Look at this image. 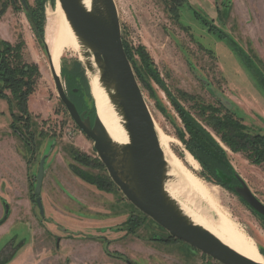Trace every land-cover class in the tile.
Wrapping results in <instances>:
<instances>
[{"label": "rangeland", "instance_id": "374dc122", "mask_svg": "<svg viewBox=\"0 0 264 264\" xmlns=\"http://www.w3.org/2000/svg\"><path fill=\"white\" fill-rule=\"evenodd\" d=\"M114 1L122 40L131 53L134 70L140 74V77L135 74L137 82L157 129L170 138L169 148L180 159L190 153L179 138L184 133L188 139V133L170 100L173 97L209 131L230 166L264 203V168L252 164L243 152L230 150L199 111V105L218 107L221 103L237 115L242 114L250 128L261 126L259 114L264 112V89L233 42L248 52L250 59L264 71V19H261L264 0H189L195 10L227 35L224 39L208 32L184 4L175 11L172 1L167 0ZM27 2L36 5V0ZM56 3L57 0L54 6L48 1L44 3V38L47 12ZM253 24H259V28L249 36L246 33ZM0 38L11 47L18 46L21 65L37 71L33 91L26 102L28 117L16 119L19 128L22 122L33 124L30 148L10 129L11 113L16 109L14 99L11 98L10 104L7 97H0V189L5 190L8 178L16 176L19 187L26 189L22 198L31 205L32 213L28 217L38 222L31 227L14 224L0 239V264H126L106 251L122 254L132 264H220L181 240L163 243L167 232L137 210L113 184L106 169L97 165L93 141L75 125L60 101L44 46L18 1L0 0ZM138 51L148 57L158 80L146 73ZM6 53L14 66L15 51ZM60 67L73 76L80 75L82 70L85 75L77 53L64 51ZM59 75L69 93L71 87L73 90L81 85L78 76L70 85ZM87 81L86 78V85ZM6 93L10 96L9 91ZM73 149L78 157L87 155L93 162L90 165L77 162ZM41 159H44V176L39 197L43 214L35 196ZM184 162L206 184L217 186L219 207L264 250V221L235 193L213 181L198 161L197 171ZM85 175L94 176L104 186L90 183ZM2 197L10 198L0 195V220ZM57 237L62 241L59 247H56ZM30 243L38 252L48 249L53 255H15L20 250L28 251Z\"/></svg>", "mask_w": 264, "mask_h": 264}, {"label": "water", "instance_id": "95a60500", "mask_svg": "<svg viewBox=\"0 0 264 264\" xmlns=\"http://www.w3.org/2000/svg\"><path fill=\"white\" fill-rule=\"evenodd\" d=\"M57 1L82 49L83 61H80L85 75L88 71L97 76L99 86L127 135L125 143H117L110 138L96 115L93 100H88L85 109H77L67 96L60 75L53 69L44 35H41L60 101L75 125L93 141L97 157L113 184L137 210L163 228L171 238L185 242L220 264H263L238 253L195 223L167 192L169 165L159 143L154 119L124 50L115 1L91 0L88 9L82 0ZM59 72L61 74V67ZM76 90L73 89L74 92ZM43 160L39 163L35 182L36 203L41 214L43 207L39 193L44 176ZM235 178L239 186L233 188L234 192L264 218V204L239 174L236 173ZM201 204L208 208L206 203ZM5 208L6 217L8 207ZM257 249L264 258V250Z\"/></svg>", "mask_w": 264, "mask_h": 264}, {"label": "bare ground", "instance_id": "6f19581e", "mask_svg": "<svg viewBox=\"0 0 264 264\" xmlns=\"http://www.w3.org/2000/svg\"><path fill=\"white\" fill-rule=\"evenodd\" d=\"M82 2L87 9L90 7L91 0H82ZM47 14L49 18L44 39L52 59L53 69L59 75L60 59L64 51L77 53L79 60L83 61L82 49L65 20L58 1L54 9ZM49 67L51 71L50 63ZM86 78L96 115L107 134L117 143L127 142V135L120 123V118L110 105L105 92L99 86L97 76L86 71ZM156 130L161 149L169 165L170 179L165 185L167 192L195 223L209 230L223 243L243 256L264 264V260L257 249L256 241L234 222L229 214L221 209L222 207H219L216 200L219 195L217 186L206 184L184 162L186 161L190 167L196 170L199 166L195 158L190 153L185 155L184 159L177 157L169 148L168 141L170 138L157 128ZM201 203H206L209 209Z\"/></svg>", "mask_w": 264, "mask_h": 264}, {"label": "trees", "instance_id": "16d2710c", "mask_svg": "<svg viewBox=\"0 0 264 264\" xmlns=\"http://www.w3.org/2000/svg\"><path fill=\"white\" fill-rule=\"evenodd\" d=\"M167 1H172L175 11H177V9L180 8L181 5L185 4L186 2V0ZM49 2L52 6H54V0H49ZM42 4L43 3L40 2V7L37 10L38 16H30V22L41 43L42 39L40 36L43 35L44 27V13ZM3 43H5V51H15L14 57L17 60L14 66H11L10 62L7 61L6 67L0 75L3 80V87L11 91L12 98L16 102V106L20 113L19 119H22V117L26 118L28 117L26 102L28 96L33 91V77H35L37 71L35 68H31L30 66L26 65H21L19 63L20 54L18 52V46L15 45L11 47L8 42L3 41ZM123 46L125 53L129 61L131 62V53L128 47L125 45L124 41ZM138 53L141 58V61L143 62L146 73L149 76H153L155 80H158L156 75L154 77L151 71V62L148 60V57L144 53H142V51H138ZM131 65L134 70L132 62ZM61 74L63 75L65 81L68 82V84H70V82L73 83L75 76L79 77V79L81 80V85L79 86L77 83H75L76 85H78V87H76L77 91L75 92L72 90L73 87L70 88V97H73L72 99L76 101V107L79 111L85 109L88 100H92V97L89 93L88 84L86 85L85 83L86 77L84 75V70L81 71L80 75L73 76L72 73L66 72L65 69H62ZM135 74L137 77H140V74L138 72L135 71ZM170 100L182 119L185 132L188 133V139H185L184 133H180L179 138L185 144L187 150L195 157V159H197L203 167L209 170L215 182L224 186V183H222V179L218 176L217 173V170H221L224 172V168H231L230 165L227 163V160L225 159L224 151L215 141V139L211 136L209 131H207L201 124L198 123V121H196L188 112H186L173 97H171ZM222 108L225 110L227 107H224L223 105L217 107L212 104L199 105V111L207 125L211 126L214 132L225 144L231 145L232 150H240L242 142L244 141L241 135V127L239 126V123L237 121L229 119L225 113H222ZM73 156L77 162H80L84 165H90L91 162H93V160H91L87 155H81V157H78L76 155V150L74 149ZM95 161L97 165H99L101 168L104 167L98 158H96ZM80 176L84 177L82 173H80ZM85 179L90 183L96 182L100 184L99 180H96L94 176H86ZM100 186H104V184L101 183Z\"/></svg>", "mask_w": 264, "mask_h": 264}, {"label": "flooded vegetation", "instance_id": "af4514ba", "mask_svg": "<svg viewBox=\"0 0 264 264\" xmlns=\"http://www.w3.org/2000/svg\"><path fill=\"white\" fill-rule=\"evenodd\" d=\"M15 1H18L20 3V5L23 7L32 29H33V26L30 22V16L38 14L37 10L40 7V2L43 3L42 8H43V13H44V3L46 1L49 2V0H36V5L30 6L28 4L27 0H15ZM184 5L193 11L195 18L201 22L202 26L207 27L208 30L207 29L206 30L208 32H213V33L217 34L219 36V38H221V39H224L227 37V35L220 28L215 27L213 21H208V19L205 16L201 15L197 10H195L193 7V4L190 3L189 0H186ZM33 31L35 32L34 29H33ZM3 41H5V40L0 38V75L4 71V68L6 67V63L8 61V59L6 57L7 53L5 51V43H3ZM5 42H7V41H5ZM233 45L236 47L238 54L246 61V63L248 64V66L250 67V69L252 70V72L254 73L256 78L259 80V82L261 83V85L264 89V71L262 70L261 66L258 63H256V61L253 62L252 59H250V56H249L250 54L248 52H246L245 50H242L241 47H239L234 42H233ZM6 91H9L10 96L7 95ZM66 94L69 97V99L76 105V101L74 99H72L73 97H70V93L67 90H66ZM0 97H7L9 100V103L12 104V102L10 101L12 98V93L9 89H6L3 87V80H2L1 76H0ZM14 104H15L16 109L14 111H12V113H11L12 121L10 123V129L25 145H27L28 148H30V143H31L32 138H33V130H34L33 124L31 122H29L28 124L22 122L21 128H19L16 125V119L18 121H21V119H19L20 113H19V110L16 106V102ZM219 106H221V103H218V107ZM222 110H223L222 113H225L229 119H233L234 121H237L239 123V126L241 127V135H242V138L244 139V141L242 142V146H241L240 150H236L235 152H240V151L243 152L246 155V157H248L247 159H249L252 164L258 165V166H261L264 168V112H260V114H259V121L261 122V126L257 125L258 127L256 129L253 127V129H255V130H253L252 128H250L251 126L247 125L244 122L242 114L239 113L237 115L234 110H229L228 108H226L225 110L222 108ZM13 125H14V127H13ZM20 131H22V132H20ZM29 131H30V133H28ZM25 135L29 136L28 140L25 139L26 138ZM226 146L230 150L232 149L231 145L226 144ZM225 159L227 160V163L230 165L229 159L226 157V155H225ZM203 168H204L205 172L207 173V175L209 177H211L213 179V181H215L212 174H210L209 170L205 167H203ZM223 170H224V172L221 170H217L218 176L222 179V183H224L223 184L224 187H226L227 189H229L230 191L235 193L233 188L235 186H239V182L235 178V174L237 172L233 169V167H231L230 169L224 168ZM3 190L4 189H0V191H3ZM235 195L241 201H243L236 193H235ZM1 205H2V213L3 214H2L0 221H1V223H4L8 219V216H9L10 203L6 198L2 197L1 198ZM6 206L8 207V215L5 217V209H6L5 207ZM258 216L264 221V218L262 216H260V215H258ZM163 240H164L163 243L165 242V244L166 243L167 244L172 243L173 240L177 241V239L171 238L168 235V233H167V237L163 238ZM60 241H61V239H59V237H57L56 247H59ZM106 253L108 255H110L111 257H113L114 259L121 260V261L125 262L126 264H132L129 262V260L127 258H124L122 256V254L110 253L108 251H106ZM49 255H53V254L50 253Z\"/></svg>", "mask_w": 264, "mask_h": 264}, {"label": "crops", "instance_id": "0c3cea01", "mask_svg": "<svg viewBox=\"0 0 264 264\" xmlns=\"http://www.w3.org/2000/svg\"><path fill=\"white\" fill-rule=\"evenodd\" d=\"M264 10V7H263ZM262 20L264 19V17L261 18ZM259 24L255 25H250L249 28V33H246L247 35H253V31H256ZM8 187L5 188V190L0 191V195H5V196H9L10 200L8 199L10 206H9V216L8 219L4 222L0 224V239H2L3 237H5L8 233L10 228L14 225V224H22V225H29V227H31V225L34 226V224H38L37 221L35 220H31L28 215L31 217V213H32V209H31V205L29 203V200H26L25 198H22L24 190L26 191V189H23L22 187H19V184L17 182V177L13 176V177H9L8 178ZM13 196H20L19 198H15L13 200ZM26 218V219H23ZM35 225V227H37ZM36 232V231H35ZM19 233H15L14 237H16ZM62 242V241H61ZM29 250L27 251V249L25 250H20L17 252V254L15 255H49L48 253V249L45 251H41L38 252L37 248H35L34 244H29ZM8 253H5L3 255H7ZM9 255V254H8ZM35 258L36 257H32L30 256V259ZM29 259V258H28ZM31 264V263H29ZM37 264V263H36Z\"/></svg>", "mask_w": 264, "mask_h": 264}]
</instances>
